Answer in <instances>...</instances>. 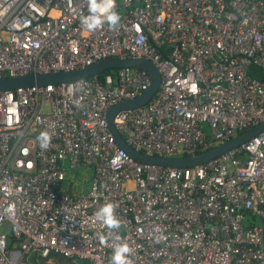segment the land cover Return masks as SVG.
Returning a JSON list of instances; mask_svg holds the SVG:
<instances>
[{
	"label": "built area",
	"instance_id": "obj_1",
	"mask_svg": "<svg viewBox=\"0 0 264 264\" xmlns=\"http://www.w3.org/2000/svg\"><path fill=\"white\" fill-rule=\"evenodd\" d=\"M114 5L118 27L89 32L87 0H0V79L151 60L158 90L120 110L115 126L154 156L197 154L264 124V78L252 74L264 72V0ZM150 85L148 70L116 67L0 91V264L52 254L110 264L118 242L132 247L134 264H264V131L197 166L141 162L119 146L107 113ZM82 166L93 169L88 190L68 188V170ZM107 202L118 230L95 220Z\"/></svg>",
	"mask_w": 264,
	"mask_h": 264
},
{
	"label": "water",
	"instance_id": "obj_2",
	"mask_svg": "<svg viewBox=\"0 0 264 264\" xmlns=\"http://www.w3.org/2000/svg\"><path fill=\"white\" fill-rule=\"evenodd\" d=\"M116 67H134V68H144L148 70L151 74V85L147 91H145L141 96L134 100L121 102L117 105L111 106L107 113V121L109 124L110 131L116 138L117 143L123 149H125L130 155H132L137 160L144 163L157 164L164 167H188L197 166L209 160H212L219 156L220 154L244 143L252 136L257 133L264 131V124L253 127L242 136L220 144L214 148L208 149L201 153L186 155V156H176V157H161L154 156L143 153L131 145H129L123 136L119 133L115 126V116L122 109H132L139 107L147 103L151 97L158 90L161 83V74L156 66L151 60L145 58H126V59H107L100 61L93 66L77 69L69 72H53L44 74H26L17 77H6L0 79V91L3 90H14L20 87H27L33 85H44L48 83H58L64 81H74L89 76H93L108 68ZM8 243H12V238H8Z\"/></svg>",
	"mask_w": 264,
	"mask_h": 264
},
{
	"label": "clouds",
	"instance_id": "obj_3",
	"mask_svg": "<svg viewBox=\"0 0 264 264\" xmlns=\"http://www.w3.org/2000/svg\"><path fill=\"white\" fill-rule=\"evenodd\" d=\"M88 14L81 17V25L89 32H95L102 25L107 24L109 30H115L121 21L119 12L115 9L114 0H87ZM38 141L40 147L47 150L51 145V136L47 131L39 134ZM116 205L111 202L105 203L94 217L108 230H118L121 228V222L115 214ZM119 239V238H117ZM101 244L105 243L103 233L99 234ZM132 247L126 242H118L115 245L113 254L110 258V264H134L131 256Z\"/></svg>",
	"mask_w": 264,
	"mask_h": 264
},
{
	"label": "rangeland",
	"instance_id": "obj_4",
	"mask_svg": "<svg viewBox=\"0 0 264 264\" xmlns=\"http://www.w3.org/2000/svg\"><path fill=\"white\" fill-rule=\"evenodd\" d=\"M259 76H261V73ZM92 175H93V169L91 167H87V166H82L79 168L68 170L66 186L69 188L70 183L72 182L75 190L76 189L77 190H79V189L80 190L81 189L88 190V188L90 186ZM51 258H52V261L54 262V264H66L65 258L59 254H53V256H51ZM43 260H45V258H42L36 264H42ZM52 261L49 260L48 264Z\"/></svg>",
	"mask_w": 264,
	"mask_h": 264
},
{
	"label": "trees",
	"instance_id": "obj_5",
	"mask_svg": "<svg viewBox=\"0 0 264 264\" xmlns=\"http://www.w3.org/2000/svg\"><path fill=\"white\" fill-rule=\"evenodd\" d=\"M111 70H112V69H109L107 72H109V71H111ZM260 73H261V76H259ZM252 74L264 78V72H262L261 70H259V69H257V68H252ZM213 146H214V145L209 146L208 149H211ZM203 150H204V149H201V150L197 151V153H201V152H203ZM51 256H53V254L50 255V256H48V257H45V260H43V263H42V264H48V259H49ZM64 262H65V261H64Z\"/></svg>",
	"mask_w": 264,
	"mask_h": 264
}]
</instances>
